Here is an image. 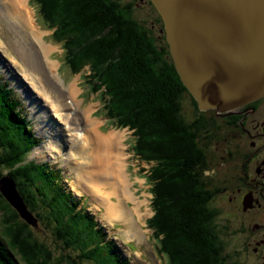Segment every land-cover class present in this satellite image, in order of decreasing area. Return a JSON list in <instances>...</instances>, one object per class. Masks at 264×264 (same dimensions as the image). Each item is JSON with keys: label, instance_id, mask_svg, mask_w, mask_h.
<instances>
[{"label": "trees", "instance_id": "1", "mask_svg": "<svg viewBox=\"0 0 264 264\" xmlns=\"http://www.w3.org/2000/svg\"><path fill=\"white\" fill-rule=\"evenodd\" d=\"M33 2L48 29H55L52 37L63 43L65 65L72 74L88 68L84 80L92 93L103 97L105 117L116 129L132 132L131 151L152 184L154 214L147 227L157 242V255L165 257V264H234L217 232L219 213L211 206L215 190L205 176L209 165L202 139L212 135L215 123L206 121L207 112L199 110L183 85L167 41L155 39L133 17L131 7L115 0ZM160 22L164 24L161 16ZM188 96L198 121L183 115ZM14 111L0 86V178L16 182L36 217L43 218L39 208L47 210L54 236L79 259L120 264L103 229L78 211L73 195L58 184L60 174L35 162L23 164L37 141ZM142 163L152 167L146 170ZM0 211V264H60L1 194Z\"/></svg>", "mask_w": 264, "mask_h": 264}, {"label": "rangeland", "instance_id": "2", "mask_svg": "<svg viewBox=\"0 0 264 264\" xmlns=\"http://www.w3.org/2000/svg\"><path fill=\"white\" fill-rule=\"evenodd\" d=\"M115 1L124 4L128 0ZM30 2L33 3L32 7H30L29 4V8L31 11H34L36 25L39 21L38 23L41 26H37L41 29L38 30L39 32L41 31L40 38H38L39 36L37 37L34 35L35 29L31 27V25H27V28L29 29L28 35L18 25H16L15 22L6 15L7 11L5 12L3 4L0 1V86L5 90L9 101L13 104L16 115L27 123L30 130L29 133L31 134L33 141H37V146L27 154L23 164L35 162L46 165L48 170L53 174H60L58 184L63 187L67 193L73 195V201L71 203L73 205H75V203L78 204L77 206L75 205L78 211L86 212L90 217H93L98 226L103 229V234L105 235L106 240L110 242V245L114 247L113 250L117 253L120 259V264H165V257L157 255L156 247H158V245L152 238L153 232L147 228V221H149L154 214L151 204V185L147 182L148 174L145 178L146 180L141 179V186L139 185L137 179L139 177L135 176V171L139 173L140 166L139 161L136 160L134 152L131 151V145L134 141L132 132L128 128L116 130L110 119L105 117L103 108L104 101H102L103 97H101L100 93H92L88 84L84 80L85 76L88 74V68L79 74H72L68 65H65V49L62 45L63 43L60 40H56L51 37L52 33L47 30L48 26L46 25V21H42L39 8L37 7L38 5L36 2L34 3L33 0H30ZM130 10L132 11L133 17L139 21V23L144 26L148 32H151L155 39L158 40V31L156 29L152 30L153 25H157L158 23V11L154 5L151 7L141 8L133 6V9L131 7ZM25 37H27L28 40ZM28 44H30L29 46H31L33 50L30 51L28 49ZM43 47L47 48L46 51L43 50ZM30 57L32 59H29ZM51 61L56 63L58 68L53 76L58 79V82L63 86L57 85L53 79H50L52 82H47V75H45V78L43 77L45 79L44 81H40V79L34 75L35 73L33 71L39 67L37 66L38 63H40V67H42L46 73H49L47 68L49 67V63H51ZM76 83L80 94L79 96L76 94L75 96L77 98H73L68 94L70 93V91L68 92V89L71 85L74 86L73 84ZM53 85L55 87H53ZM62 87H64L63 90H61ZM49 91L52 96L44 95L45 93L49 94ZM64 94V100L66 98L68 99L72 110L76 111L80 108V111L77 113V117L74 121L70 118V113H72V111L67 103V109H63L62 111H68L69 119L66 116L65 117L67 119H59L57 113L60 111L54 109L56 101L60 102V99L63 98ZM74 99H77L79 104H77ZM52 101H54V103ZM190 103L188 97H186L183 101V115L188 121L193 120V116L195 118L199 114V112L195 111L194 107L191 108ZM216 112L219 113L218 111ZM74 113L75 112H73V114ZM90 117H92V121L88 119ZM65 125H69L70 128L66 127V129H64ZM93 128H95L94 131H99L101 136H108L112 132H115L112 133V135H120V142H118L114 147L117 149H115L116 155H112V157L114 160L117 159L119 170H121L122 173L124 172L123 175L126 180H128L125 187H123L120 183L122 181L121 176L120 179L117 177L118 180L116 177H114V179L111 178L113 176H106V163H104V165L103 162L98 163L100 160L98 156H103V151L100 150L98 145L96 146V143H93L89 150L86 149V152L82 149V144L89 147L88 136L93 134ZM70 130L74 131L70 134ZM66 134H68V137ZM86 135L88 136L84 140ZM96 135H98V132ZM49 136V139L53 138L52 141H58V146L53 144L51 141L49 155L53 157L51 158L48 156L43 159L37 155L39 153V148H36L46 142ZM92 137L94 139L96 138L95 135H92ZM67 138L71 139L68 140ZM211 138H213V133ZM224 138L225 135H223L221 139L217 135V138L212 141L213 150L215 153L222 156H225L227 151V144ZM79 143L82 144L79 145ZM57 149L59 150L58 153ZM72 152L76 153L72 155ZM119 152H121V158L117 157ZM79 154L92 155V161L88 162V159L80 156ZM125 157L127 159H125ZM142 167L148 170L152 167V165L148 166V164L144 163ZM82 169L85 176L89 177L90 175V180H92V182L94 181V188L89 184L87 186L93 192H95L93 189L98 191V186L104 185L105 187H108L117 181L120 183L121 197L125 199V204L127 207L129 206L128 209L131 211L132 216L133 213L135 215L132 227L129 226L130 224H128L127 221H112L107 218V212L105 210L106 206L103 205L106 198L105 194H103L102 197L98 196L100 198L99 200V198L97 199L87 192L86 189H81L79 187L84 180L81 181L78 179L80 184H76V176ZM119 170L118 174L120 175L121 171L119 172ZM97 176L98 178L99 176L102 178V182H98ZM206 176L211 179L210 176ZM82 185L86 186L87 184L83 183ZM217 186H219L218 179L214 181L212 187L215 188ZM125 192L129 194V198L125 196ZM114 200L116 202V199ZM138 202L139 205L136 204ZM139 206H141L140 212H138L137 209ZM212 207L216 210H220L219 218L217 220L220 224L222 223V225H228L231 223L229 221L226 222L227 215L224 211L225 206L223 207L222 199L215 201L214 204H212ZM39 211L43 214V218L36 217V213L32 212L38 220V227H30L33 229L36 239L45 244L54 253V258H57L60 264H68V262L72 261H75L76 264H95L90 260L79 259L77 254L70 251V249H66L64 245L54 236L52 228L54 225L52 224V227H50L49 221L46 217L48 216V213H46L47 210L39 208ZM39 211L37 210L36 212ZM2 219V212L0 211V226ZM134 226L136 227L135 229ZM227 251L231 252V248H228ZM62 256H64L66 260Z\"/></svg>", "mask_w": 264, "mask_h": 264}, {"label": "water", "instance_id": "3", "mask_svg": "<svg viewBox=\"0 0 264 264\" xmlns=\"http://www.w3.org/2000/svg\"><path fill=\"white\" fill-rule=\"evenodd\" d=\"M150 1L200 111L230 114L264 97V0ZM0 194L22 221L38 227L11 177L0 178Z\"/></svg>", "mask_w": 264, "mask_h": 264}, {"label": "flooded vegetation", "instance_id": "4", "mask_svg": "<svg viewBox=\"0 0 264 264\" xmlns=\"http://www.w3.org/2000/svg\"><path fill=\"white\" fill-rule=\"evenodd\" d=\"M122 5L127 9L153 6L150 0H128ZM159 19L157 13L158 23L152 30L158 31V39L165 44L164 24ZM188 98L191 102V97ZM243 107L230 114H218L214 110L205 114L206 121L215 123L210 130L213 138L206 133L202 139L209 165L205 176L211 177L212 186L219 180V186L212 187L215 190L212 204L222 199L226 222H231L228 225L216 222L229 260L234 264H264V97ZM193 120L198 118L193 116ZM207 124L209 130L211 126L207 128ZM217 135L220 139L225 135V156L213 150L212 141Z\"/></svg>", "mask_w": 264, "mask_h": 264}, {"label": "bare ground", "instance_id": "5", "mask_svg": "<svg viewBox=\"0 0 264 264\" xmlns=\"http://www.w3.org/2000/svg\"><path fill=\"white\" fill-rule=\"evenodd\" d=\"M1 1V3L3 4V8L5 9V12H6V15L11 19V20H13L14 22H15V24L16 25H18L24 32H26V34L28 35V32H29V29L27 28V25H31V27H33L34 29H35V34L34 35H36L38 38H40V34H41V31L39 32L38 30L40 29V28H38L37 27V25H36V17H35V14H34V11H31V9L29 8V4H30V0H0ZM29 1V2H28ZM41 30V29H40ZM47 30H49V31H51V33L53 34L54 32H55V29H52V30H50V29H47ZM165 31V30H164ZM34 33V32H33ZM52 34H51V37H52ZM44 35V34H43ZM45 36V35H44ZM46 37V36H45ZM26 39H27V37H25ZM28 40V39H27ZM30 44H28V49L31 51V50H33V48H31V46H29ZM46 47H43V50L44 51H46ZM28 54V53H27ZM32 55V54H31ZM49 55H50V53H49ZM51 56V55H50ZM29 57V56H28ZM50 58V57H49ZM29 59H32L31 57L29 58ZM80 61V60H79ZM35 64V63H34ZM58 65V64H57ZM37 66H39V67H37L36 69H35V71H33L35 74V76L38 78V79H40V81H44L45 79V75H47V77H46V81L47 82H52L50 79H53V81H55V83L57 84V85H59V86H63V85H61L59 82H58V79H56L54 76H53V74L57 71V66H56V63H54V62H52L51 61V63H49V67L47 68L48 70H49V73L47 72H45L44 71V69L42 68V67H40L41 65H40V63H38V65ZM30 73H31V71H30ZM37 74V75H36ZM91 75V74H90ZM82 76V75H81ZM44 77V78H43ZM82 78H83V76H82ZM87 81V80H86ZM35 82V81H34ZM78 83V82H77ZM77 83L76 84H73L74 86H70V88L68 89V92L70 91V93H68L71 97H73V98H77L75 95L76 94H78V96H79V91H78V88H77ZM83 83H84V81H83ZM82 83V84H83ZM35 84H36V82H35ZM53 87H55L54 85H53ZM79 87H80V85H79ZM59 88V87H58ZM61 89V88H60ZM64 89V87H62V89L61 90H63ZM53 93V92H52ZM44 95H51V93H50V91H49V94L48 93H45ZM52 96V95H51ZM64 98H65V94L63 95V98L62 99H60V102H58V101H56V106H55V108L54 109H56L57 111H60V112H58L57 113V115H58V117H59V119H61V120H64V119H67L68 118V111L67 110H64V111H62L63 109H67V104L69 105V107H70V109H71V111H72V113H70L71 114V117L70 118H72L71 120L72 121H74L75 119H76V117H77V113L80 111V108H78L76 111H74V110H72V108H71V104L69 103V101H68V99L66 98L65 100H64ZM73 100V99H72ZM77 99H74V101L77 103V104H79V101L77 100ZM261 100H262V98H261ZM71 101V100H70ZM74 101H73V103H74ZM193 101V100H192ZM258 101V100H257ZM53 103H54V101H52ZM256 102V101H255ZM67 103V104H66ZM253 104H254V102H253ZM251 105V104H250ZM246 107H247V105H245ZM244 108V107H243ZM210 111V110H209ZM217 111V110H216ZM236 111V110H235ZM73 112H75L74 114H73ZM234 112V111H233ZM232 113V112H231ZM218 114H223V113H218ZM226 114V113H225ZM228 114V113H227ZM55 115V114H54ZM234 115V114H233ZM67 118H66V117ZM218 117H219V115H218ZM69 119V118H68ZM88 119H90L91 121H92V117H90V118H88ZM40 120V119H39ZM94 123V122H93ZM71 125V124H70ZM82 125V124H81ZM72 126V125H71ZM96 126V125H95ZM94 126V127H95ZM114 126V125H113ZM66 127H68V128H70V126L69 125H65L64 126V129H66ZM97 127V126H96ZM99 127V126H98ZM74 129V128H73ZM94 129L95 128H93V131H92V133L93 134H91V133H89V134H91L90 136H88V135H86V137L84 138V140L87 138V136H88V141H89V147H86L85 145H83L82 143V149L86 152V149L87 150H89L91 147H92V145H93V143H96V146L98 145L99 146V148H100V150H102L103 151V156H98L99 158H100V160L98 161V163L99 162H103V165H104V163H106L105 165H106V176H113V177H111V178H114V177H118L119 179H120V176H121V179H122V181L120 182L121 183V185L123 186V187H125L126 185H127V182H128V180H126V178L124 177V175H123V173H122V171L121 170H119V168H118V161H117V159L116 160H114V158L112 157V155L114 156V155H116V152H115V149L116 148H114L115 147V145L118 143V142H120V135H112V133H115V132H112L110 135H108V136H101L99 133V131H97V130H95L94 131ZM99 129V128H98ZM117 130V129H116ZM115 130V131H116ZM118 130H120V129H118ZM72 131H74V130H70V134H71V132ZM97 132H98V135H96L97 134ZM96 133V134H95ZM81 134V133H80ZM77 135H78V133H77ZM92 135H95L96 136V138L94 139L93 137H92ZM104 135V134H103ZM66 136L68 137V134H66ZM84 136H85V133H84ZM122 136V135H121ZM50 138V136L48 137V140L46 141V142H44L41 146H39V147H37L36 149H38L39 148V153L37 154V152H36V154L37 155H39L40 156V158L42 157L43 159L44 158H46V157H48V156H50L51 158L53 157V156H51V155H49V153H50V145H51V141L53 140V138L52 139H49ZM68 140H70L69 138H67ZM83 139V138H82ZM93 140V141H92ZM52 143L53 144H55L56 146H58V141H56V140H54V141H52ZM44 144H46V145H44ZM80 143H79V145H81ZM123 144V143H122ZM41 147V148H40ZM79 148H80V146H79ZM117 150V149H116ZM36 151H38V150H36ZM112 151V152H111ZM59 152V150L57 149V153ZM73 154L72 155H74L76 152H72ZM98 153V152H97ZM80 156H82V157H84V158H86V159H88V162L89 161H92V155H90V154H88V155H86V154H79ZM93 155H95V154H93ZM97 155V154H96ZM124 155V154H123ZM117 157H120L121 158V152H119V155L117 156ZM136 157V156H135ZM75 158V157H74ZM77 159V158H76ZM125 159H127L126 157H125ZM85 163H87V162H85ZM92 164V163H91ZM144 164V163H143ZM143 164H141V166L143 165ZM146 164V163H145ZM85 165V164H84ZM78 166V165H77ZM140 166V165H139ZM149 166V165H148ZM129 167V166H128ZM102 168H103V166H102ZM144 168V167H143ZM86 169V168H85ZM100 169H101V167H100ZM129 169V168H128ZM154 169V168H153ZM104 170V169H103ZM118 170H119V172L121 171V173H120V175L118 174ZM83 171V169L82 170H80L79 171V173H78V175L76 176L77 178H76V184H80V181L79 180H81V181H86V182H82V184L84 183V184H87L86 186H83L82 184L81 185H79V187L81 188V189H86L87 190V192H89L92 196H94V197H96L97 199L99 198V197H102V195L103 194H105L106 195V198H105V202L103 203V205L104 206H106L105 207V210H106V212H107V218L108 219H111L112 221H121V220H124V221H127L128 222V224H130L129 226H133V224H134V219L133 218H135V215H134V213H133V216H132V214H131V211L128 209V207L126 206V204H125V199H123L122 197H121V194H120V189H121V185H120V183L117 181V182H114L112 185H110V186H108V187H105L104 185L103 186H98V191H96L95 189H93L95 192H93L92 190H90L87 186H88V184L90 185V186H94V181L92 182V180H90V175H89V177L88 176H85V174H84V171ZM90 171V170H89ZM101 172H102V170H101ZM104 172V171H103ZM139 173H140V170H139ZM221 173V172H220ZM129 174V173H128ZM148 174V173H147ZM126 175V174H125ZM130 175V174H129ZM131 176V175H130ZM79 177V178H78ZM96 178V177H95ZM107 178H109V177H107ZM118 178H117V180H118ZM79 179V180H78ZM97 179H98V182H102V178L99 176V178H98V176H97ZM115 179V178H114ZM79 182H78V181ZM108 180V179H107ZM113 180V179H112ZM150 184V183H149ZM152 185V184H151ZM95 187V186H94ZM93 187V188H94ZM109 188H111V189H109ZM92 189V188H91ZM129 190V189H128ZM129 192H130V190H129ZM99 196V197H98ZM125 196L126 197H128L129 198V194H127L126 192H125ZM154 196V195H153ZM93 199V198H92ZM114 199H116V202H115V200ZM99 200H100V198H99ZM113 200H114V203H113ZM136 201V200H135ZM136 204H138L139 205V202L138 203H136ZM138 209V212H140L141 211V206H139V208H137ZM136 209V210H137ZM140 215V214H139ZM115 219H118V220H115ZM135 226H136V224H135ZM134 226V229L136 228ZM133 231V230H132ZM143 237V236H142Z\"/></svg>", "mask_w": 264, "mask_h": 264}, {"label": "crops", "instance_id": "6", "mask_svg": "<svg viewBox=\"0 0 264 264\" xmlns=\"http://www.w3.org/2000/svg\"><path fill=\"white\" fill-rule=\"evenodd\" d=\"M129 168H130V167H129ZM135 176H136V177H139V178H137V179H138L139 185L141 186V181H142L143 179L146 178V176H147V172L141 174V172H140V173H137V172L135 171ZM141 179H142V180H141ZM145 180H146V179H145Z\"/></svg>", "mask_w": 264, "mask_h": 264}]
</instances>
